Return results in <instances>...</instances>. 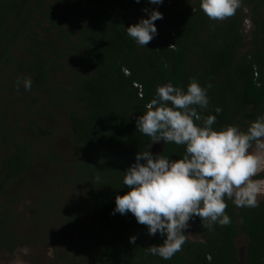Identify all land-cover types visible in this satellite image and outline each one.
I'll use <instances>...</instances> for the list:
<instances>
[{
  "label": "trees",
  "instance_id": "16d2710c",
  "mask_svg": "<svg viewBox=\"0 0 264 264\" xmlns=\"http://www.w3.org/2000/svg\"><path fill=\"white\" fill-rule=\"evenodd\" d=\"M143 9L163 15L154 22L158 35L145 48L126 33L128 26L148 18ZM167 15L169 25H164ZM39 30L51 39H42ZM21 37L26 38L27 58L17 68L32 81L31 91L23 87V93L44 95L52 104L62 101L68 109L76 159L64 168V182L87 188L85 217L77 219L80 229L70 237L72 250L59 257V264H239L240 235L247 236L245 264H264V199L248 208L226 198L228 226L209 227L193 218L202 226L203 240L190 239L184 230L186 242L170 260L145 250L166 237L149 236L131 213L111 214L115 197L129 191L122 180L138 152L149 150L172 160L185 154L184 145L163 140L161 151L153 153L151 138L136 128L158 87L172 83L186 91L193 79L202 88L211 83L209 105L197 106L202 119L195 123L203 126V118L215 115L212 127L217 131L237 126L246 132L264 116V0H242L236 13L223 21L209 19L200 0H163L159 6L148 0H0V66L10 68L15 62L5 49ZM66 61L74 69L58 89L56 75L67 69ZM40 100L31 97L34 105ZM217 107L222 109L218 115ZM40 133L49 131L40 128ZM9 143L13 149L2 159L0 215L6 187L33 163L28 140L22 143L11 135ZM42 155L58 160L50 149ZM262 178L259 174L252 179ZM132 236L135 244L129 243ZM27 242L15 233L10 216H0V247L13 252Z\"/></svg>",
  "mask_w": 264,
  "mask_h": 264
},
{
  "label": "clouds",
  "instance_id": "9594fccd",
  "mask_svg": "<svg viewBox=\"0 0 264 264\" xmlns=\"http://www.w3.org/2000/svg\"><path fill=\"white\" fill-rule=\"evenodd\" d=\"M242 0H200V8L211 20L223 21L233 16ZM140 3V0H135ZM151 5H161L163 0H148ZM147 19L126 29L135 43L145 48L157 35L156 21L163 15L157 10L143 9ZM17 90L23 84L31 91L30 77L17 80ZM195 79L186 91L172 83L160 86L156 98L145 107L146 112L137 118L139 133L151 138L153 143L161 140L185 146L182 159L172 160L163 155H153L149 150L135 156L125 172L122 183L129 191L115 197L111 214L131 213L138 224L147 227L149 236L166 237L160 245L145 250L148 254L170 260L181 251L186 242L184 230L189 221L199 217L207 222L228 226L226 198L237 207L258 206V196L264 195V179H252L264 171V153L250 151L253 143L264 149V116L251 122L246 132L237 126H227L219 131L213 129L216 116L203 118V126L195 123L202 116L197 111L209 105L208 89ZM222 109H215L218 115ZM143 161V163H142ZM136 237L129 238L135 244Z\"/></svg>",
  "mask_w": 264,
  "mask_h": 264
},
{
  "label": "rangeland",
  "instance_id": "374dc122",
  "mask_svg": "<svg viewBox=\"0 0 264 264\" xmlns=\"http://www.w3.org/2000/svg\"><path fill=\"white\" fill-rule=\"evenodd\" d=\"M169 20L170 16L167 15L163 24L169 25ZM39 32L42 39H51L49 33ZM249 32L250 23L247 21L246 33ZM25 42L24 37L8 42L5 49L7 56L13 55L15 62L10 68L5 64L0 66V124L3 123L5 130L0 131V176L5 171L2 159L13 149L9 143L11 135L22 143L29 141L33 147V163L27 174L6 187L0 216H10L15 233L25 237L28 242L24 246H15L13 252L0 247V264H59V257L72 250L70 237L80 229L77 219L85 217L87 188L64 182V168L76 159L68 109L62 105V101L52 104L47 102L44 95L23 93V84L17 90L16 82L24 74L17 64L27 58ZM63 63L67 69L56 75L55 85L58 89L64 87L70 71L74 69L72 61ZM31 97L41 100L34 105ZM40 128L49 133L42 135ZM3 136H8V140H4ZM162 146L161 140L154 143L151 150L158 154ZM48 149L56 154L57 161L45 160L42 154ZM251 152L264 153V149L254 146ZM259 174L264 179V171ZM262 199L264 195L258 196L257 202ZM189 225L185 230L189 238L203 240L201 224L192 219ZM237 245L239 264H245L247 236L240 235ZM80 262L84 263L82 259Z\"/></svg>",
  "mask_w": 264,
  "mask_h": 264
},
{
  "label": "water",
  "instance_id": "95a60500",
  "mask_svg": "<svg viewBox=\"0 0 264 264\" xmlns=\"http://www.w3.org/2000/svg\"><path fill=\"white\" fill-rule=\"evenodd\" d=\"M244 261H245V258H244Z\"/></svg>",
  "mask_w": 264,
  "mask_h": 264
}]
</instances>
